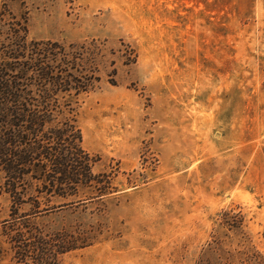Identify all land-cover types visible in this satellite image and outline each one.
I'll return each mask as SVG.
<instances>
[{"label": "rangeland", "instance_id": "1", "mask_svg": "<svg viewBox=\"0 0 264 264\" xmlns=\"http://www.w3.org/2000/svg\"><path fill=\"white\" fill-rule=\"evenodd\" d=\"M3 3L32 40L103 49L77 119L112 189L18 210L0 190V264L31 229L84 246L61 264H264V0Z\"/></svg>", "mask_w": 264, "mask_h": 264}, {"label": "trees", "instance_id": "2", "mask_svg": "<svg viewBox=\"0 0 264 264\" xmlns=\"http://www.w3.org/2000/svg\"><path fill=\"white\" fill-rule=\"evenodd\" d=\"M29 36L27 14L18 16L3 3L0 172L5 181L0 190L17 210L23 204L39 208L42 199L103 197L111 193L112 178L94 173L98 158L85 149L77 119L81 99L103 81V49L96 42L66 45ZM28 233L30 241L23 230L13 236V251L21 264H61V256L84 247L68 235L49 240L37 230Z\"/></svg>", "mask_w": 264, "mask_h": 264}]
</instances>
